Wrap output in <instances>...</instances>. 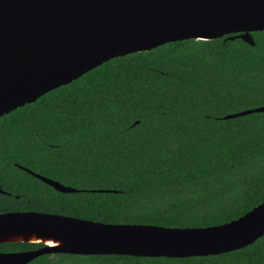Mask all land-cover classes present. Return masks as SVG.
Segmentation results:
<instances>
[{
	"label": "trees",
	"instance_id": "1",
	"mask_svg": "<svg viewBox=\"0 0 264 264\" xmlns=\"http://www.w3.org/2000/svg\"><path fill=\"white\" fill-rule=\"evenodd\" d=\"M116 57L0 117V214L207 228L264 201V31ZM75 189L61 193L26 173ZM1 243L0 253L41 248ZM264 264V235L187 258L42 254L27 264Z\"/></svg>",
	"mask_w": 264,
	"mask_h": 264
},
{
	"label": "water",
	"instance_id": "2",
	"mask_svg": "<svg viewBox=\"0 0 264 264\" xmlns=\"http://www.w3.org/2000/svg\"><path fill=\"white\" fill-rule=\"evenodd\" d=\"M264 31V0H0V117L116 57L182 40ZM264 112V106L227 115ZM61 193L76 190L18 167ZM0 193H4L0 190ZM264 235V201L237 220L207 228L101 224L38 212L0 214V264L42 254L187 258L243 248Z\"/></svg>",
	"mask_w": 264,
	"mask_h": 264
},
{
	"label": "rangeland",
	"instance_id": "3",
	"mask_svg": "<svg viewBox=\"0 0 264 264\" xmlns=\"http://www.w3.org/2000/svg\"><path fill=\"white\" fill-rule=\"evenodd\" d=\"M78 264V263H77Z\"/></svg>",
	"mask_w": 264,
	"mask_h": 264
}]
</instances>
